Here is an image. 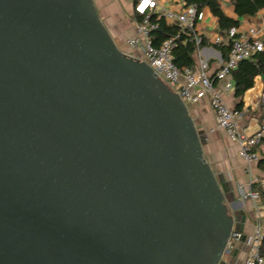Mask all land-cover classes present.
<instances>
[{"label":"water","instance_id":"obj_1","mask_svg":"<svg viewBox=\"0 0 264 264\" xmlns=\"http://www.w3.org/2000/svg\"><path fill=\"white\" fill-rule=\"evenodd\" d=\"M205 146L95 0H0V264H221L242 204Z\"/></svg>","mask_w":264,"mask_h":264},{"label":"built area","instance_id":"obj_2","mask_svg":"<svg viewBox=\"0 0 264 264\" xmlns=\"http://www.w3.org/2000/svg\"><path fill=\"white\" fill-rule=\"evenodd\" d=\"M143 0H137L135 4V16L140 17L137 21L138 34L136 37L127 39L125 45L135 60L148 64L175 93H177L186 104H191L197 99L209 98L212 111L216 116L217 127L226 132L229 139L239 148V158L249 165L260 162L258 147L264 142V121L261 127L253 134L245 132L241 126L244 114L232 110L224 101L222 93L215 89L216 82L228 81L225 91H231L233 85L229 78L238 69L242 62L253 59L256 55L264 52V42L261 41L254 30L248 35H240L237 27L229 31L231 40L230 52L224 65L216 72L213 78L207 74L208 64L201 62L199 70L193 67L179 68L173 57V51L180 40L194 43L197 47V55H200L201 46L205 38L200 34L198 27L205 20V12L197 4L185 5L179 12L159 10V0H148L143 12L138 7ZM162 16L169 25L179 27L176 36L164 41L159 47L155 46L152 34L159 29V24L153 21L154 17ZM222 43L217 39L214 44ZM264 107V98L262 99ZM258 122L259 119H258ZM238 202L241 204L251 202L254 205L257 230L248 236V253L243 264H264V179L255 178L246 186H239ZM234 215V208L229 205ZM231 213V212H230ZM243 235L235 227L228 241L225 256H232L237 247L242 243Z\"/></svg>","mask_w":264,"mask_h":264},{"label":"crops","instance_id":"obj_3","mask_svg":"<svg viewBox=\"0 0 264 264\" xmlns=\"http://www.w3.org/2000/svg\"><path fill=\"white\" fill-rule=\"evenodd\" d=\"M137 0H95L99 15L111 36L117 45L126 54L131 53L125 45L127 39L136 37L138 34L137 20L135 19V4ZM223 12L232 20L238 22L236 26L240 35H248L254 30L259 39L264 42V10L258 12L255 16H238L231 0H219ZM186 5L185 0H159V11L179 12ZM205 20L199 24L198 30L205 38L206 46L201 48L200 55L195 57V71L199 70V65L203 61L208 64V76L213 78L216 72L224 65L226 58L223 57L221 49L216 48L214 42L222 39L227 44L220 31L219 20L213 15L209 8H204ZM229 37V36H228ZM219 45V44H218ZM256 57V56H255ZM254 57V58H255ZM253 58V59H254ZM233 88L226 92L225 86L228 81L216 82L215 89L222 93L225 103L232 109L237 110L242 102L244 118L241 122L243 130L253 134L261 127L258 118L249 117L248 113L252 110H260V103L264 98V80L261 76L255 78V86L249 90L242 99L235 96V83L233 77L229 78ZM191 114L196 122L197 128L204 135L206 143V158L213 167L217 175L226 181V188L231 198L238 201V187L246 186L252 179H264V143L258 147L260 162L256 165H249L239 158L238 146L233 143L226 132L218 129L216 116L212 111L209 98L197 99L190 104ZM246 207V210L244 209ZM246 219V233L253 234L257 230V220L254 212V205L251 202L242 204L238 210ZM248 247L246 242L239 245L238 259L240 264L246 260Z\"/></svg>","mask_w":264,"mask_h":264},{"label":"trees","instance_id":"obj_4","mask_svg":"<svg viewBox=\"0 0 264 264\" xmlns=\"http://www.w3.org/2000/svg\"><path fill=\"white\" fill-rule=\"evenodd\" d=\"M235 12L238 16H255L261 10H264V0H231ZM186 5L197 4L202 9L209 8L213 15L219 20L220 31L223 37L227 40L216 45V48L222 50L223 57L226 58L230 52L231 40L229 39V31L231 28L238 26V22L229 18L222 10L219 0H185ZM137 21L140 17L135 16ZM153 21L159 24V29L152 34L156 47H159L167 39L174 37L179 32V27L176 25H169L162 16L154 17ZM206 46L203 42L201 48ZM197 47L194 43L180 40L177 47L173 51L175 64L179 67H194L196 65ZM261 76L264 80V52L256 55L254 59L242 62L238 69L233 73L232 77L235 83V96L242 99L243 96L255 86V78ZM242 102L238 105L237 111H242ZM259 115L255 116L260 123L264 121V107L261 106ZM264 143V142H263ZM264 252V250H263Z\"/></svg>","mask_w":264,"mask_h":264},{"label":"rangeland","instance_id":"obj_5","mask_svg":"<svg viewBox=\"0 0 264 264\" xmlns=\"http://www.w3.org/2000/svg\"><path fill=\"white\" fill-rule=\"evenodd\" d=\"M131 52V51H130ZM125 53V52H124ZM129 56L130 55H132V52L131 53H129L128 54ZM210 104V103H209ZM261 105H260V108H261V106H262V103H260ZM187 105H189V104H187ZM190 108H191V106H190ZM260 113L258 112V111H250L249 113H248V116L249 117H252V116H258ZM230 198V197H229ZM244 204V203H243ZM244 207H245V205H244ZM245 210H246V207L244 208ZM231 212V214H233V212H232V210L230 211ZM234 212H236V211H234ZM235 218H236V226H235V229L238 231V232H240V233H242V235H243V239H242V243H247V240H248V236L249 235H252V234H247L246 233V231H245V229H246V219H245V217L242 215V213H240V212H237V213H235ZM241 243V244H242ZM240 244V245H241ZM238 251H239V246L237 247V250L234 252V254L232 255V256H230V257H228V256H225L224 258H223V261L221 262V264H229L230 262V260L231 259H233L234 258V256L235 257H237L238 258Z\"/></svg>","mask_w":264,"mask_h":264},{"label":"clouds","instance_id":"obj_6","mask_svg":"<svg viewBox=\"0 0 264 264\" xmlns=\"http://www.w3.org/2000/svg\"><path fill=\"white\" fill-rule=\"evenodd\" d=\"M147 4H148V0H143V4L138 7V11L143 12Z\"/></svg>","mask_w":264,"mask_h":264},{"label":"flooded vegetation","instance_id":"obj_7","mask_svg":"<svg viewBox=\"0 0 264 264\" xmlns=\"http://www.w3.org/2000/svg\"><path fill=\"white\" fill-rule=\"evenodd\" d=\"M229 262H230L229 264H240L239 259H238L237 257H235V256H234V258L231 259ZM226 264H227V263H226Z\"/></svg>","mask_w":264,"mask_h":264}]
</instances>
